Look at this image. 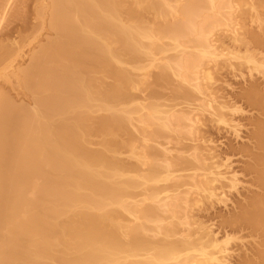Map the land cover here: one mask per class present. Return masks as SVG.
Returning a JSON list of instances; mask_svg holds the SVG:
<instances>
[{
  "label": "bare ground",
  "instance_id": "1",
  "mask_svg": "<svg viewBox=\"0 0 264 264\" xmlns=\"http://www.w3.org/2000/svg\"><path fill=\"white\" fill-rule=\"evenodd\" d=\"M34 14L24 65L30 37L0 39V85L29 98L0 88V264H232L248 236L235 264H264V0H35ZM243 69L227 95L221 74ZM242 116L248 143L217 149L212 128L242 138Z\"/></svg>",
  "mask_w": 264,
  "mask_h": 264
},
{
  "label": "rangeland",
  "instance_id": "2",
  "mask_svg": "<svg viewBox=\"0 0 264 264\" xmlns=\"http://www.w3.org/2000/svg\"><path fill=\"white\" fill-rule=\"evenodd\" d=\"M19 1L20 0H13L11 2V5H10L11 8H9V11H8V14H7V17H6L8 19H6L4 21V23H2L4 27L2 26V24L0 25V28H2L0 30V32H2V33H0V39L1 40H4V41H8V40H10V41L11 40H20L21 37L19 38V36H20L19 33L21 34V36L22 35H24V36H27L28 35V37H30V38L25 39L26 41L24 42V45L22 46V49H23L22 50V54L16 60V63L17 64L24 65V63L27 62V59L29 57L28 54L30 52L31 47L34 46L35 45V42H36L32 38V36H31L32 33L31 32L33 31V28L35 27V23H38V20L35 18V14H34L35 0L28 1V5L26 6V9H25V14L23 15V17H21V19H19V20L18 19L12 20L13 17L11 15H9V13L12 14V11L11 10H14L15 9V8L13 9V7L15 5H18L19 6ZM12 5H14V6L12 7ZM9 18H10V20H9ZM8 29H12V32H11L10 35H6V34H8L7 31H6ZM44 33H46L45 30L43 31V34ZM33 40H34V42H33ZM242 71H243V75L246 76V77L244 76L245 78H243L240 75L238 77H236L233 74V72H230V71H227V72H224L223 71V73L221 74V75H223V76H221V78L223 80V81H221V83L223 84V82H224V84H223V90H224V92H226L227 95H232V94L234 96H236L237 94L239 95V93L241 91H243L244 88L248 87V83H250L249 81L251 79H250V77H249L246 69H243ZM244 72H246V73L244 74ZM237 73H239V72H237ZM240 73H242V72L240 71ZM257 79H258V82L259 83L261 82V84L263 85L264 78H262L260 74H258ZM1 83H2V85H0V88L6 86L7 89H8V91L17 100H21L22 99L24 101H28L29 98L26 97V95H24L20 91L18 92L17 89H14L11 84H5L4 82H1ZM160 92L163 95L164 94L165 95L166 94L168 95V96H166L164 98L171 97V95H170L171 93H169L170 92L169 89L167 90V89H164L163 88V90L161 89ZM145 94H148V93H139L138 96L139 97L140 96L142 97V96H145ZM162 100H164V99H162ZM238 103H239V105H241V107L243 109H245L246 111H250V106L248 105V103L245 100H240ZM246 114L247 115H245V117H247L250 113L249 112H246ZM203 117L205 118V116H203ZM206 117H208V116L206 115ZM245 117L242 116V117L238 118V123L240 124V134L242 135V138H236L233 134H231L230 132H227L225 129L223 130V128H219L218 126H215V127L212 128V131H211L212 132L211 133V136L213 138V143L212 144L215 147H217V149L219 148L220 150H222V149H227L229 147V145H233L235 147H240V146H242L243 143H248V141H247V131L248 130L247 129H249L248 128L249 127V122L246 119H244ZM216 128H218V129L216 130ZM166 140L167 139L165 138L164 140H162V142L163 141H166ZM168 145H170V143ZM233 158H235L236 161H239L240 162L239 165H241V166H239V167L241 168V167H243L244 160H246L247 155L241 154V153L239 154L237 152L236 155ZM241 170H242V168H241ZM239 199H240V196H237L236 193L234 192V193H231V194L228 195V200L227 201L216 203L214 205V207L209 210V213H211L215 217L213 219V222L214 221L215 222L216 221H219L221 219V216H223L225 214L227 215V214L233 212L232 211L233 210V205L235 206V204H234L235 201L236 200L238 201ZM234 210H235V208H234ZM229 233H230V235H237V234H246L247 235V234H249V230H246L245 229L242 232H231V230H229ZM221 234L224 235V232H221ZM249 239H251V240H249ZM248 240H249L250 243L248 242ZM251 241H252V237H249L248 236L246 238V240H245V244L246 245L244 244L245 246H241V247H244L243 250H242L241 247H239V246H233V244H231V249H232V251H234V255H233L234 257L232 258L233 259L232 261H233L234 264H235V262H238V257H239V256H237L238 255L237 254L238 251H240V252L241 251H244L245 252V249L250 250L248 247H251V245H252L251 244ZM248 252H250V251H248Z\"/></svg>",
  "mask_w": 264,
  "mask_h": 264
}]
</instances>
